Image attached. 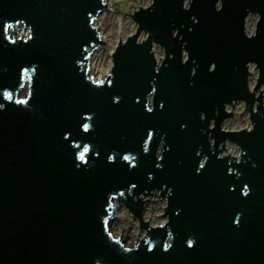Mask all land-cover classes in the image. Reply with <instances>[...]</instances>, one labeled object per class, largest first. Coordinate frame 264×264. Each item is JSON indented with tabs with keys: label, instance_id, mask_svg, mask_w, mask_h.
Segmentation results:
<instances>
[{
	"label": "water",
	"instance_id": "1",
	"mask_svg": "<svg viewBox=\"0 0 264 264\" xmlns=\"http://www.w3.org/2000/svg\"><path fill=\"white\" fill-rule=\"evenodd\" d=\"M138 5L94 78L105 0H0V264H264V0ZM238 98L249 126L222 127ZM115 199L145 229L132 244Z\"/></svg>",
	"mask_w": 264,
	"mask_h": 264
},
{
	"label": "rangeland",
	"instance_id": "2",
	"mask_svg": "<svg viewBox=\"0 0 264 264\" xmlns=\"http://www.w3.org/2000/svg\"><path fill=\"white\" fill-rule=\"evenodd\" d=\"M150 1L151 0H110V7L107 10L102 8L103 13L101 18L98 19V22L102 23V30L109 33V40L105 39L103 42H100L93 48L89 60V74L92 71V68L97 67L99 68L97 72L99 77H102L109 71L112 62L111 51L115 47L118 37L121 39L124 38L128 33L132 32L137 25L136 20L129 15L128 11L138 7V4L146 5ZM187 3L188 0H185V4ZM257 15L258 14L256 11L253 12L251 10L247 12L244 22V29L246 32H253ZM146 32L147 31L145 28H140L138 32V38L144 37ZM152 45H154V49L152 48ZM151 50L156 57L158 56V59L156 60L158 63H160L164 56L163 45L158 41H152ZM184 55L185 50L183 48V56ZM248 67L251 70L248 75V85L249 87H252L257 75V67L252 61L248 62ZM25 91L26 86L24 85V90L21 92V94H23ZM258 91H261V93L264 92L263 83L257 87L256 93ZM262 103L264 104V93L262 94ZM226 107L231 109L232 113L222 119V127L238 128L244 125L249 126V113L247 110L243 109L244 100L242 98L232 101V105L231 103H227ZM224 146V152L231 154L238 153V147L232 140L226 138L224 141ZM158 192L159 190H156L152 194L143 195V198L148 197V199L143 202V217L151 223L160 222L164 219L162 207L165 198ZM109 219L112 221L114 229H123V232L119 230L120 233L118 235L119 238L125 243L132 244L139 238L140 234H145L144 227L138 223L136 216L125 206L123 201L115 199L114 212L108 217V220Z\"/></svg>",
	"mask_w": 264,
	"mask_h": 264
},
{
	"label": "bare ground",
	"instance_id": "3",
	"mask_svg": "<svg viewBox=\"0 0 264 264\" xmlns=\"http://www.w3.org/2000/svg\"><path fill=\"white\" fill-rule=\"evenodd\" d=\"M105 2H106V6L104 7V9L105 10H107L109 7H110V4H111V2H110V0H105ZM102 10L103 9H101V10H99L97 13H96V15H95V17H93V19H92V23L95 25V27H96V29H97V31H98V34L101 36V38L103 39V40H105V39H108L109 40V33L108 32H105L104 30H102V23H100V22H98V19L99 18H101V16H102ZM98 27V28H97ZM152 48L154 49L155 47H154V45H152ZM155 58L156 59H158V56L156 57L155 56ZM91 67V66H90ZM98 70H99V68L97 67V68H92V71L90 72V75H92L94 78H98L99 77V75L97 74V72H98ZM24 90V86H22V91ZM146 199H148V197H145V198H143V202L146 200ZM145 204V203H144ZM110 226H111V229H110ZM108 228L110 229V231L113 233V235H115V236H118L119 237V233H120V231L121 232H123V229H119V230H116V229H114V227H113V225H112V221L109 219L108 220Z\"/></svg>",
	"mask_w": 264,
	"mask_h": 264
}]
</instances>
